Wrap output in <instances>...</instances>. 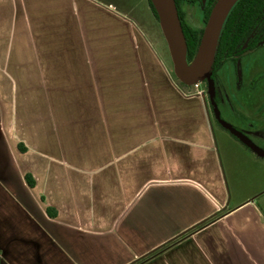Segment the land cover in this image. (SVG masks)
Listing matches in <instances>:
<instances>
[{
  "label": "crops",
  "instance_id": "crops-1",
  "mask_svg": "<svg viewBox=\"0 0 264 264\" xmlns=\"http://www.w3.org/2000/svg\"><path fill=\"white\" fill-rule=\"evenodd\" d=\"M116 1L0 0V132L26 188L90 235L114 234L150 187L174 222L201 195L223 211L141 264H264V203L229 206L218 143L264 154V91L239 95L232 125L209 119Z\"/></svg>",
  "mask_w": 264,
  "mask_h": 264
},
{
  "label": "water",
  "instance_id": "water-1",
  "mask_svg": "<svg viewBox=\"0 0 264 264\" xmlns=\"http://www.w3.org/2000/svg\"><path fill=\"white\" fill-rule=\"evenodd\" d=\"M227 1L216 0L213 4L195 56L188 63L186 43L185 56H182L174 39V31L184 39L175 1L152 0L173 73L182 84L192 86L207 80L210 86V68L226 17L220 25L212 57L204 64ZM164 2L167 3L165 12ZM169 198L167 191L148 188L110 235H90L55 224L33 205L0 132V264H135L223 211L198 195L193 204L195 220L174 222L168 208ZM208 203V211L198 218L196 214ZM8 255L12 256L10 261Z\"/></svg>",
  "mask_w": 264,
  "mask_h": 264
},
{
  "label": "rangeland",
  "instance_id": "rangeland-1",
  "mask_svg": "<svg viewBox=\"0 0 264 264\" xmlns=\"http://www.w3.org/2000/svg\"><path fill=\"white\" fill-rule=\"evenodd\" d=\"M119 1L120 0H118V2ZM205 1L206 0L193 2L191 0H186L183 2L182 8L184 11L185 19L193 28L203 29L205 26V23L203 21V8L205 5ZM137 7L139 11H142V13L138 14L137 18L135 17V13H133L131 16L135 30V38L145 41L150 46L153 52L157 54L158 58L162 61V65L164 64V66L166 67L167 73H169V75L174 79L176 84L181 87L179 85L178 79L173 73V65L168 52L167 44L159 26V21L151 15V12L148 10L147 7H145L143 10H140L141 7L139 5ZM261 51L264 52V50ZM261 68L264 71V64L262 62ZM182 88L186 90V93L194 94L199 90L205 92L207 86L204 80L197 86L192 85ZM225 132V137H232L231 128L226 129ZM11 138L12 137L10 136V139ZM231 141L233 140L231 139ZM220 142H222V144H220ZM218 143L220 144L219 146H221L219 147L221 153L220 167L224 175V184L226 188L227 198H229L230 200L229 206L235 204V202H241L247 198H253L257 200L259 204H263L264 154L261 151H258V158L251 156L247 153L248 151L245 148L241 147L239 143L233 145L234 152H230L226 149L227 143L225 140L223 141L222 139L218 138ZM10 146L11 145L7 144L5 141L6 150L9 153L13 164L15 163V165L17 166V163L13 160L11 156ZM18 175L21 181L25 183L24 180L21 178V174L18 173ZM27 192L33 205L37 208L39 212H41L45 216L47 220H49L43 211V206L39 199L36 198L31 192V190H29L28 188ZM7 258L10 261V258H12V256L8 255Z\"/></svg>",
  "mask_w": 264,
  "mask_h": 264
},
{
  "label": "trees",
  "instance_id": "trees-1",
  "mask_svg": "<svg viewBox=\"0 0 264 264\" xmlns=\"http://www.w3.org/2000/svg\"><path fill=\"white\" fill-rule=\"evenodd\" d=\"M178 16L181 23L182 33L186 43V60L190 63L197 51L200 37L203 29H196L189 25L185 19L182 8L183 2L186 0H174ZM193 2L201 0H191ZM216 0H206L203 8V21L206 22L211 8ZM119 10L123 11L132 19V14H138L142 11L138 10V5L143 10L145 7L151 12V15L158 20V16L152 0H120L116 1ZM138 4H137V3ZM135 11V12H134ZM137 11V12H136ZM264 42V0H237L230 8L220 30L214 58L211 64V70L215 72L221 65L228 61H235L243 55L253 51L259 44ZM181 87L187 85L179 82ZM24 181L28 187H33L34 182L29 175L24 176ZM46 214L50 218L55 217V212L51 208H46ZM170 244L160 248L148 257L136 262L141 264L143 261L159 253Z\"/></svg>",
  "mask_w": 264,
  "mask_h": 264
},
{
  "label": "flooded vegetation",
  "instance_id": "flooded-vegetation-1",
  "mask_svg": "<svg viewBox=\"0 0 264 264\" xmlns=\"http://www.w3.org/2000/svg\"><path fill=\"white\" fill-rule=\"evenodd\" d=\"M261 50H264V42L239 59L224 62L215 72L211 70L210 86L205 80L207 89L203 92L209 119L215 122L223 120L232 125L234 119L243 118L240 114L232 113L239 103V95L248 92L251 97L244 96V99L246 101L250 99L253 102L255 100L252 95L264 91V82H259L264 77V71L261 68V62L264 64V52ZM246 101L245 104L249 102ZM215 108L219 112V117H216Z\"/></svg>",
  "mask_w": 264,
  "mask_h": 264
},
{
  "label": "bare ground",
  "instance_id": "bare-ground-1",
  "mask_svg": "<svg viewBox=\"0 0 264 264\" xmlns=\"http://www.w3.org/2000/svg\"><path fill=\"white\" fill-rule=\"evenodd\" d=\"M155 2L157 0H154ZM237 0H228L221 15H220V20H219V23H218V27H217V30H216V34H215V37H214V41L212 43V46L210 48V51L206 57V61H205V64L204 65H207L212 57V54H213V51H214V46H215V41H216V38H217V35H218V31H219V28H220V25L222 24L224 18L226 17L229 9L231 8V6L236 2ZM167 9V3L164 2L163 4V7H162V10L163 12H165ZM174 39H175V42H176V45L178 47V50L180 52V54L182 56H185V42H184V39L183 37L180 35V33H178V31H174Z\"/></svg>",
  "mask_w": 264,
  "mask_h": 264
},
{
  "label": "built area",
  "instance_id": "built-area-1",
  "mask_svg": "<svg viewBox=\"0 0 264 264\" xmlns=\"http://www.w3.org/2000/svg\"><path fill=\"white\" fill-rule=\"evenodd\" d=\"M198 84H195L194 86H197Z\"/></svg>",
  "mask_w": 264,
  "mask_h": 264
}]
</instances>
